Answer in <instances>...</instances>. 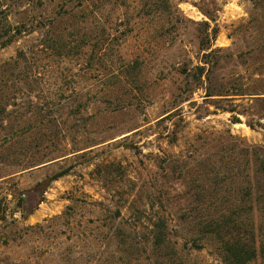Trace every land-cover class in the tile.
<instances>
[{
  "label": "rangeland",
  "instance_id": "rangeland-1",
  "mask_svg": "<svg viewBox=\"0 0 264 264\" xmlns=\"http://www.w3.org/2000/svg\"><path fill=\"white\" fill-rule=\"evenodd\" d=\"M263 156L264 0H0V264H264Z\"/></svg>",
  "mask_w": 264,
  "mask_h": 264
},
{
  "label": "trees",
  "instance_id": "trees-1",
  "mask_svg": "<svg viewBox=\"0 0 264 264\" xmlns=\"http://www.w3.org/2000/svg\"><path fill=\"white\" fill-rule=\"evenodd\" d=\"M261 163L264 168V156L263 159H261ZM64 173L60 175H56L54 178H59L63 176ZM239 213H235L232 215H235ZM198 218H201L198 216ZM197 219V218H196ZM195 219V220H196ZM233 217H229L223 227L217 226V221L213 217L210 221H208L206 224L204 222H200L199 225L202 229H200L201 235H209L215 240H218L220 243V251L223 256V259L226 263L229 264H247L249 263L256 255L255 248L252 246L251 242H247L244 238L236 237V232L234 229V223ZM221 228H226L227 232L225 236H221ZM167 234L165 233V228L162 226L157 225L156 226V233H155V242H154V248L160 252V250L164 247V242L166 240ZM244 239V242H243ZM175 250V249H174ZM176 251H174V257L172 255V258L176 260Z\"/></svg>",
  "mask_w": 264,
  "mask_h": 264
}]
</instances>
